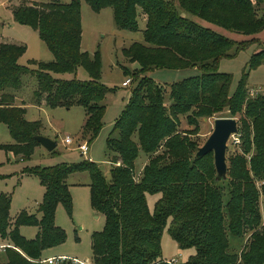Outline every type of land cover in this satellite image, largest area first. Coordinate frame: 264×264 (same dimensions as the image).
I'll return each mask as SVG.
<instances>
[{"label": "trees", "instance_id": "trees-1", "mask_svg": "<svg viewBox=\"0 0 264 264\" xmlns=\"http://www.w3.org/2000/svg\"><path fill=\"white\" fill-rule=\"evenodd\" d=\"M86 1L96 12L111 7L120 29L137 31L145 19L144 41L123 49L128 59L139 64L134 72L142 76L108 137L110 177L90 158L32 169L45 187L42 216L23 209L12 225L10 199L0 195V239H9L0 241L8 244V258L0 264H45L43 250L66 240L65 230L56 224L55 211L59 202L72 209L67 178L84 170L90 175L92 204L105 215L104 228L92 233L91 264H163L162 234L167 225L180 247H195L184 264H237L240 260L264 264L259 204L264 196V93L251 96L245 76L231 96L232 76L219 70L223 57H232L254 43L259 46L250 67L264 64V44L258 39L235 40L193 18L254 35L264 30V0ZM12 10L16 21L38 31L54 56L35 71L37 100L44 99L51 106H84V132L95 138L104 126V99L114 88L100 81V53L91 57L82 50L81 0L22 1ZM25 51L24 45L0 41V121L8 124L14 140L0 147L23 157L40 144L35 134L43 126L40 120L28 119L26 107L15 104V94L8 91L19 89L23 74L30 72L19 63ZM80 66L89 73V80L56 76L76 73ZM189 67L201 73L169 86L143 75L157 68ZM225 110L230 116L241 114L238 133L243 152L230 157L228 178L216 181L213 151L196 157L198 145L191 134L200 117ZM182 115L194 127L181 130ZM141 150L148 161L137 176L135 161ZM158 192L162 194L151 209L148 194ZM22 224L37 225L36 237L22 235ZM229 232L247 236L240 253L229 250ZM58 264L78 263L67 259Z\"/></svg>", "mask_w": 264, "mask_h": 264}, {"label": "rangeland", "instance_id": "rangeland-1", "mask_svg": "<svg viewBox=\"0 0 264 264\" xmlns=\"http://www.w3.org/2000/svg\"><path fill=\"white\" fill-rule=\"evenodd\" d=\"M22 1L49 2L52 0H0V40L26 46V51L19 58V63L30 70V72L23 74L19 89L10 88L8 91L16 94V98L20 103H25L27 107L26 117L30 120H40L43 125L41 133L56 139L57 146L54 150H48L40 143L31 155L24 156L23 159H21L22 155L16 154L12 149L0 147V195L5 194L10 199L9 212L12 225H14L18 213L23 209L35 213L39 218L42 216L40 207L43 202L45 187L41 183L39 175L32 171L34 168L66 162H80L91 155L93 160L100 164L106 176L110 177L112 151L108 146V137L112 134L111 131L116 119L126 108L132 90L142 76V74L139 75L134 72L139 69V64L128 59L124 55L123 49L129 47L133 42L144 41V22L142 20H140V29L137 31L120 29L111 7L96 12L86 0H81L82 50L88 52L91 57H95L98 52L100 53L102 60L100 81L114 88V91L104 99L106 104L104 126L100 133L91 139V134L84 132L87 117L84 106L80 104L51 106L43 99L37 100L35 91L38 89V80L35 71L39 68L41 62H50L54 59V56L37 30L15 20L13 6L20 4ZM59 1L69 3L72 0ZM193 18L200 20L199 17L193 16ZM215 26L235 40L241 41L247 38L246 35ZM263 44L261 42V45ZM258 46L257 43L249 44L247 48L232 57H223L220 60L219 70L232 76L229 90L231 96L236 93L245 76L251 96L264 93V64L255 68L250 67L251 58L258 51ZM200 73L201 70L197 67L184 69L157 68L143 75L150 76L157 82L169 86ZM56 76L61 79H90L89 73L82 66L78 67L76 73H62L56 74ZM127 78H131V84L122 86L123 80ZM168 97L167 93L166 98ZM216 116H230V112L225 110L207 118L200 117L196 127L188 122L185 115H182L180 129L186 130L194 127L195 132L191 134V137L200 146L213 131ZM235 116L239 119L240 126L241 114L238 113ZM67 134L73 137L72 143L68 144L64 141ZM115 134L117 135V132L113 133V135ZM13 141L8 124L0 121V143L9 144ZM81 142L89 143L87 153H83L79 148ZM241 152H243L241 136L240 133H236L228 141V165L230 164V157ZM248 156L250 155L248 154ZM147 161V154L141 150L135 161L137 176ZM67 181L72 195V209L69 210L64 203L59 202L55 211L56 224L65 230L66 240L47 248L49 250L47 253L78 257L87 260L88 264H91L93 256L92 233L94 230L104 228L105 215L102 212L99 213L92 204L88 171L73 172L68 176ZM222 187L226 192L224 195L226 200L228 198V184L226 182L222 183ZM161 194V192L148 194V203L151 209H154L156 200ZM259 204L264 214V196L260 197ZM96 213L100 214L99 217H96ZM38 229L39 227L33 224H22L19 227L20 233L28 239L35 238ZM228 234L229 250L240 253L247 241V236H240L231 232ZM7 240L9 241L6 238L4 240L3 238L0 239L2 242ZM2 244L4 243H0V260L5 261L8 255L5 251L6 246L4 247ZM194 252L195 247H180L170 233L169 226L167 225L164 228L162 255L165 258H171L182 253L181 257L185 261ZM237 264L246 263L240 260Z\"/></svg>", "mask_w": 264, "mask_h": 264}, {"label": "water", "instance_id": "water-1", "mask_svg": "<svg viewBox=\"0 0 264 264\" xmlns=\"http://www.w3.org/2000/svg\"><path fill=\"white\" fill-rule=\"evenodd\" d=\"M207 118V116H205ZM239 131V119L236 116H216L214 128L205 142L198 146L195 153L200 157L210 151L214 153L216 167V181H223L228 178L227 147L230 137ZM35 138L48 150L57 146V140L43 133L35 134Z\"/></svg>", "mask_w": 264, "mask_h": 264}, {"label": "built area", "instance_id": "built-area-1", "mask_svg": "<svg viewBox=\"0 0 264 264\" xmlns=\"http://www.w3.org/2000/svg\"><path fill=\"white\" fill-rule=\"evenodd\" d=\"M131 84V78H127L126 80L123 81V86H129ZM64 141L66 143H72L73 142V137L69 134H67L64 137ZM79 148L83 153H87L89 150V143L88 142H81L79 144ZM22 157V156H21ZM23 159V157L21 158ZM263 220H264V214H263ZM8 244H2V246H7ZM67 259H71L73 262L78 263V264H88L86 260L80 259L78 257H69L66 255H55V256H49L45 257L42 259V262L45 264H58L61 263ZM163 264H184V261L180 255L172 256L171 258H164L163 259Z\"/></svg>", "mask_w": 264, "mask_h": 264}, {"label": "crops", "instance_id": "crops-1", "mask_svg": "<svg viewBox=\"0 0 264 264\" xmlns=\"http://www.w3.org/2000/svg\"><path fill=\"white\" fill-rule=\"evenodd\" d=\"M196 20V19H195ZM143 22H144V26H145V19H143L142 20ZM197 22H199V23H201L202 25H204V26H207V27H210V28H212V29H214V30H216V31H218V32H220V33H223V34H225V35H227V33L226 32H222V31H220L221 29H218L214 24H212V23H210V22H207V21H205V20H203V19H201L200 18V20H196ZM263 35H264V30L262 31V32H260V33H257V34H254V35H246V39H244V40H251V39H258V40H260L261 42H263L264 43V39H263ZM1 41V40H0ZM124 81V80H123ZM122 86H123V82H122ZM18 98H16V94H15V104H18V105H22V106H24V107H26L25 106V103H20V101H18L17 100ZM44 100V99H43ZM44 102H46L45 100H44ZM26 110H27V107H26ZM36 148V147H35ZM23 157V156H22ZM88 158H90V159H93L92 158V156L91 155H89V157ZM99 213H100V211H98ZM99 213H96L97 215H96V217H99ZM178 243V242H177ZM6 244V243H5ZM178 245H179V243H178ZM49 248V247H48ZM46 250V251H45ZM49 250L46 248V249H44L43 250V257L45 258V257H49V256H54V255H60V254H49V253H47ZM181 255H182V253H180ZM163 257H164V255H163ZM165 258V257H164ZM87 261V260H86Z\"/></svg>", "mask_w": 264, "mask_h": 264}]
</instances>
